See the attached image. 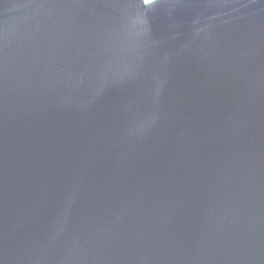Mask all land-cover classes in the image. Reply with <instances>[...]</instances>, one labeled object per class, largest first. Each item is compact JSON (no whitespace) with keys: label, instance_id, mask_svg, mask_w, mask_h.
<instances>
[{"label":"water","instance_id":"water-1","mask_svg":"<svg viewBox=\"0 0 264 264\" xmlns=\"http://www.w3.org/2000/svg\"><path fill=\"white\" fill-rule=\"evenodd\" d=\"M0 264H264V0H0Z\"/></svg>","mask_w":264,"mask_h":264}]
</instances>
